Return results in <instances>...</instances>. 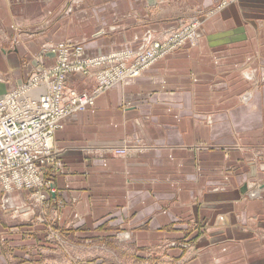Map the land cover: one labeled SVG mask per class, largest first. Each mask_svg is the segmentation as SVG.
I'll list each match as a JSON object with an SVG mask.
<instances>
[{
	"label": "crops",
	"instance_id": "0c3cea01",
	"mask_svg": "<svg viewBox=\"0 0 264 264\" xmlns=\"http://www.w3.org/2000/svg\"><path fill=\"white\" fill-rule=\"evenodd\" d=\"M113 2L120 23L89 22L90 14H98L86 11L76 19L95 31L90 39L78 33L71 41L88 49L93 42L99 50L93 55L106 53L102 49L140 48L173 22L164 19L161 0ZM178 2L200 13L222 0ZM26 3L0 0V28L25 34L0 37V96L14 91L38 66L55 63L47 57L39 61L42 46L32 42V20L41 17L48 28L41 29L40 37L52 40L56 25L78 4L47 0L41 15L15 18V7ZM56 7L62 15L67 12L63 18L53 12ZM116 27H128L121 42L110 38ZM201 29L199 45H187L141 78L102 93L93 107L65 119L55 133L65 174L55 176L46 168L43 178L54 180L56 199L65 203L64 228L74 222L65 236L104 238L124 231L134 237L137 249L164 241L186 244L190 256L178 246L168 252L174 259L185 257L183 264H264V245L256 236H264V0H239ZM107 33L113 34L108 48L103 41ZM14 35L15 45L8 48L5 43ZM82 79L72 76L69 83ZM94 83L85 81L81 90L89 91ZM136 139L145 152L133 150L124 158L100 152ZM253 188L260 196L247 199L245 192ZM29 195L0 188V264L14 257L3 252L10 236L29 224Z\"/></svg>",
	"mask_w": 264,
	"mask_h": 264
},
{
	"label": "rangeland",
	"instance_id": "374dc122",
	"mask_svg": "<svg viewBox=\"0 0 264 264\" xmlns=\"http://www.w3.org/2000/svg\"><path fill=\"white\" fill-rule=\"evenodd\" d=\"M47 0H27V3L23 7H15V11L13 12L15 18H28L30 16L36 17L37 15L42 14V8L43 3L46 5ZM50 1V0H49ZM113 0H77L78 4H76L75 10L73 14H70V16L65 17L67 21H64L59 25H56V28L60 26L59 28H55V35L52 40L46 39V37H40V33L42 28H48L47 25H45L42 22V18H34L32 21L33 24L32 28H34L33 32H36V36H32L33 43H36L39 49L41 46L42 50L39 54V61L41 62V58L47 57L50 59L54 58L53 52H48L47 49H56L59 45H68L67 47L71 46H79L83 48V56L82 60L85 61L83 64L84 68L81 67V69H92L97 68L95 65L90 64V62H94L96 58L101 57H108V56H114L116 57V60L118 62L116 63L117 68L121 70L124 66H127L126 73L129 72L132 68L140 66L142 59L140 58L141 55L145 54L148 55L149 53L153 52L156 45H160L162 49L164 48V51L168 50L167 54L160 60L168 57L173 56L176 52L179 50L187 47V45L190 46H197L199 45L201 41L200 33L202 31V25L204 22L209 20L211 16H215L218 12L221 10H224L225 8L229 7L231 4L237 3L239 0H222L221 4L216 5L213 10L209 11H201L200 13L197 11H194L190 9L189 7L183 6L184 2H178V0H173L172 3H170V0H161L162 4V15L164 19L171 18L170 21L166 22H172L170 25H166L162 27L158 33V37L156 39H152L151 36H148V40H144V46L140 48H131L128 49H110L101 53L98 55H93L90 52L94 51L97 52L99 50H95L93 48V42L87 43L88 47H85L83 43L80 41H71L75 34H83L82 37L79 38H85L90 39L95 31V27L93 28H84L82 24L80 23V20L78 17L81 13H85L86 11H97V16L94 15V17L90 14L89 15V22H93L94 18H97V20L100 21L103 25H112V22H115L116 24L120 23L121 21L118 18H122L121 14H116L111 7ZM117 0H114V2ZM113 2V3H114ZM71 4V3H70ZM178 4V5H177ZM118 5V4H115ZM59 7H56V9L53 12L58 11V15L60 14L63 18L64 15H66L67 12H65L62 15V9H58ZM69 10V8H68ZM67 10V11H68ZM111 12V13H110ZM71 23H70V20ZM119 20V21H118ZM75 21V22H73ZM73 22V24H72ZM162 22V23H166ZM25 23V22H24ZM22 26V25H19ZM25 26V25H24ZM71 26V28H70ZM82 26V28H81ZM107 28V27H106ZM118 31L114 32L113 34H108L103 38V41H106L107 48L110 47V42L107 40L109 38H116L115 40L118 42H121V38L124 37V31L128 27H116ZM7 31V32H6ZM12 31V32H11ZM194 31V32H193ZM157 32V31H155ZM13 33H17L13 29L8 30L7 28H0V37H5L6 35H13ZM193 33H196V38L193 37ZM17 35H14L13 39H10V41L6 42L5 45L9 48L15 45L13 42H15V39L17 38ZM21 36L25 34H19ZM69 38L70 41L63 42V43H56L59 40L67 39ZM23 41H25V37L22 38ZM27 40V39H26ZM47 40H50L47 42ZM120 40V41H119ZM65 41V40H64ZM72 44V45H71ZM71 45V46H69ZM118 48L120 46L115 45ZM16 49V46H15ZM72 50V49H71ZM132 52V56L128 60L123 59L125 56H123L126 53ZM37 58L35 59V61ZM34 61V62H35ZM159 61L156 63H151L149 67H146L144 71L141 72V75L132 78V80H136L141 78L146 71L151 69L153 66H155ZM56 63V62H55ZM54 63V65H55ZM53 65V66H54ZM50 66V67H53ZM42 66H38L36 69H33L31 74L29 75V78L23 83H21L18 87L15 88L14 91H10L6 94L1 95L0 97L13 94L16 90L19 89L20 86L23 84L27 85L30 82V78H33L34 75L39 74V71H43L46 68H50ZM57 71V69L55 70ZM72 73L68 75L66 78V82L64 85V90H70L75 91L79 94H87V93H95L96 89L99 86V79L103 77L100 73ZM102 73V72H101ZM101 75V76H100ZM72 76L81 77V82H75L72 85L70 84V78ZM106 78V77H105ZM92 80L95 83V86L90 89L87 92H84L81 90V88H84L85 81ZM129 81V82H130ZM128 83V82H126ZM125 82L119 84L124 85ZM24 85V86H25ZM72 85V86H71ZM118 86V85H117ZM90 88V87H89ZM113 88L105 89L104 85H101V87L98 89V92H107L110 90H113ZM40 92L42 94L45 92L43 88H38L32 91L30 94L31 97H39L41 95H36ZM97 94V92H96ZM102 95V94H101ZM101 95H96V97L93 100V105H90L89 107H93L95 104V99ZM245 98V97H244ZM242 98L244 101L245 99ZM88 108H85L83 111H77L74 113H82L85 112ZM73 113V114H74ZM72 114V115H73ZM71 115V116H72ZM70 117V116H69ZM68 118V117H67ZM65 118V119H67ZM64 119V121H65ZM63 121V122H64ZM62 122V126H63ZM62 128V127H61ZM142 141L139 139L136 140H125L123 146L118 147H103V149H100V152H104L107 154H110L116 158H124L129 156L133 150H136L138 153H143L146 151V148L142 145ZM53 148L55 150V156L54 158H50V160H53V164L55 165V170L53 171L48 165L42 167V173L44 175V170L46 168H50L53 172L52 175L55 174V176L60 174H65V168L63 166V163L59 159L58 150L55 148V140L53 143ZM122 151H127L126 154H123ZM42 175V178H43ZM44 180V186L40 189L32 190V192H29V200L27 201L28 209L30 218L28 220L25 226H20L18 234H15L13 236H10V241H7V243L4 245L3 252L4 255H12L13 259L8 260V263L11 264H183L184 258L174 259L171 257L168 252L175 248V246L181 247L184 249L185 254L184 256H187V254L190 256V247H187L186 244L179 243L177 244L175 241H164L163 244L158 246H152L150 249H137L134 248V237L131 236L129 233L120 231L117 233L116 236H108L104 238H98V237H91V238H75L72 236L73 234H66L64 235V230L66 229L67 232L72 233V228L74 227V222H67L64 228L63 225V209L65 208V203L61 199H56L58 192L56 191L55 183L52 178H43ZM1 188V187H0ZM246 189V188H245ZM3 191V190H2ZM23 191V190H22ZM53 191V192H52ZM28 192V191H27ZM259 197L260 193L257 189H249L247 192H245V197L247 199ZM8 227H11V223L8 222ZM14 226V225H12ZM13 230V228H12ZM189 233V232H187ZM259 238V241L261 244L264 245V236H261L260 234L256 235ZM2 239V238H1ZM171 240V239H169ZM9 263V264H10Z\"/></svg>",
	"mask_w": 264,
	"mask_h": 264
},
{
	"label": "built area",
	"instance_id": "2783aa9c",
	"mask_svg": "<svg viewBox=\"0 0 264 264\" xmlns=\"http://www.w3.org/2000/svg\"><path fill=\"white\" fill-rule=\"evenodd\" d=\"M192 35L196 38V33ZM67 46L47 49L54 53L55 65L39 71V74L29 79V84H23L15 93L0 97V187L6 193L22 190L32 192L42 188V167L48 165L52 170L56 168L50 158L55 156V133L62 127L64 119L93 105L96 95L103 93L98 92L101 85L109 90L123 82H129L168 53V50L164 51L158 44L153 52L140 56V66L127 73V66L121 70L117 68L119 59L104 56L90 62L97 67L91 71L92 69H81L85 63L82 60L83 48ZM132 54H124L123 59L128 60ZM90 71L103 76L99 79L97 94L64 90L68 75ZM38 88H43L45 92L37 98L31 97L32 91ZM122 153L126 154L127 151Z\"/></svg>",
	"mask_w": 264,
	"mask_h": 264
}]
</instances>
